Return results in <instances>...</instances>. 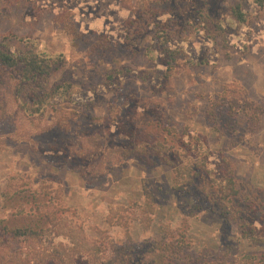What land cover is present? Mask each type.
I'll return each instance as SVG.
<instances>
[{
    "label": "rangeland",
    "instance_id": "1",
    "mask_svg": "<svg viewBox=\"0 0 264 264\" xmlns=\"http://www.w3.org/2000/svg\"><path fill=\"white\" fill-rule=\"evenodd\" d=\"M237 4L245 16L241 24L232 13ZM196 12L202 18L196 19ZM12 36L30 38L47 55L61 56L49 83L70 84L71 102L27 118L17 107L13 75L0 67V194L26 179L33 188L60 191V204L76 209L87 234L93 227L105 231L111 248L138 246L155 239L160 227L175 229L185 221L191 256L202 254L215 263L264 254V237L261 244L247 242L235 224L222 228L208 212L183 217L189 199L173 191L168 167L137 159L115 166L109 161L84 179L56 169L57 159L41 155L50 145L76 141L75 133L101 140L106 126L115 131L127 103L137 100L142 106L145 99L165 109L178 129L187 125L205 137L208 150L224 153L236 178L264 197V113L255 132L240 129L220 137L211 135L204 117L207 100L227 85L243 88L264 108V7L253 0H0V40ZM21 48L11 42V49ZM164 48L179 51L167 84ZM118 69L131 74L117 76L109 86L107 75ZM139 73L149 79L142 82ZM157 85L164 86L163 93L150 89ZM96 138H78V143L90 149ZM144 192L155 205L150 222L142 206L131 205L135 200L142 205ZM261 223L257 216L255 225Z\"/></svg>",
    "mask_w": 264,
    "mask_h": 264
},
{
    "label": "trees",
    "instance_id": "2",
    "mask_svg": "<svg viewBox=\"0 0 264 264\" xmlns=\"http://www.w3.org/2000/svg\"><path fill=\"white\" fill-rule=\"evenodd\" d=\"M253 3L259 9L264 7V0ZM232 13L238 23L245 22L240 4L234 6ZM195 14L196 19L202 18L201 12ZM12 40L22 48L11 49ZM163 53L167 58L163 76L167 84L179 51L164 48ZM62 63L61 56L47 55L30 38L12 36L0 40V67L13 75L17 107L27 118L42 117L48 111H56L58 104L71 102L70 84L49 83ZM130 74V69L114 70L107 75L108 85L116 82L117 76ZM138 77L142 82L149 79L143 73ZM163 87L150 89L157 94L164 92ZM141 102L142 106L137 100L127 103L125 114L114 124L115 131L106 126L101 140L89 132L75 133L76 141L50 145L47 153L41 155L47 160L57 159L58 164L53 162L56 169L65 168L84 179L99 174V168L109 161L115 166L127 159H137L146 166L168 167L173 191L189 199L186 210L180 212L183 217L197 218L208 212L222 222V228L235 224L242 239L261 244L262 191L239 181L231 160L224 153L210 152L205 137L191 132L187 125L178 129L160 105L149 106L152 103L145 99ZM263 113L264 108L250 100L243 88L227 85L207 100L204 117L211 135L220 137L240 129L245 134L255 132ZM63 131L68 132L67 128ZM78 138L96 141L92 148L84 149ZM59 193L43 186L33 188L26 179L21 180L20 186H10L0 194V264H264V254L215 263L204 261L202 254L191 256L185 221L175 229L160 227L155 239L138 246L111 248L105 231L93 227L91 234H87L80 214L74 208L62 206ZM144 198L142 205L137 200L131 205L142 206L140 210L150 222L155 205L150 193L144 192ZM257 216L262 221L259 227L255 225ZM105 223L111 224L107 218Z\"/></svg>",
    "mask_w": 264,
    "mask_h": 264
}]
</instances>
